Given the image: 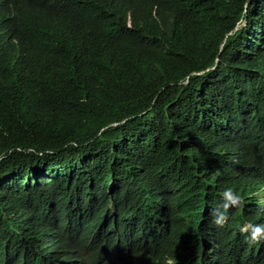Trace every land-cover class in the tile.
<instances>
[{"label": "trees", "instance_id": "1", "mask_svg": "<svg viewBox=\"0 0 264 264\" xmlns=\"http://www.w3.org/2000/svg\"><path fill=\"white\" fill-rule=\"evenodd\" d=\"M247 183L264 0H0V264H264Z\"/></svg>", "mask_w": 264, "mask_h": 264}, {"label": "clouds", "instance_id": "2", "mask_svg": "<svg viewBox=\"0 0 264 264\" xmlns=\"http://www.w3.org/2000/svg\"><path fill=\"white\" fill-rule=\"evenodd\" d=\"M204 210V209H203ZM240 213L244 217V225L242 228L245 241L254 246L257 243L253 241H261L264 244V185H256L247 183L244 191H238L233 195H226L222 205L214 211L213 221L219 228H225L234 222L235 216ZM205 214V211L203 212ZM257 214L258 221L251 222L248 215ZM237 237L231 232H227ZM165 264H179L174 259H168Z\"/></svg>", "mask_w": 264, "mask_h": 264}]
</instances>
